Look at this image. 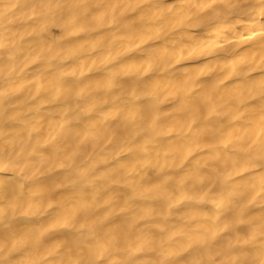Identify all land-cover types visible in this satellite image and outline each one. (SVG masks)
Here are the masks:
<instances>
[{"label":"clouds","instance_id":"obj_1","mask_svg":"<svg viewBox=\"0 0 264 264\" xmlns=\"http://www.w3.org/2000/svg\"><path fill=\"white\" fill-rule=\"evenodd\" d=\"M0 264H264V0H0Z\"/></svg>","mask_w":264,"mask_h":264}]
</instances>
